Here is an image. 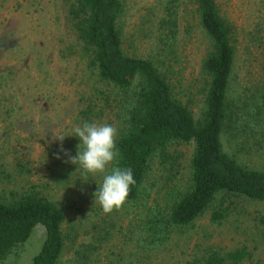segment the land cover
Wrapping results in <instances>:
<instances>
[{
	"label": "rangeland",
	"instance_id": "rangeland-1",
	"mask_svg": "<svg viewBox=\"0 0 264 264\" xmlns=\"http://www.w3.org/2000/svg\"><path fill=\"white\" fill-rule=\"evenodd\" d=\"M121 1L122 49L151 58L170 81L174 97L197 118L207 83L201 60L209 41L191 0L178 1L171 49L160 48L158 42L162 31L157 21L166 0ZM215 3L235 36L227 98L238 101L247 89L264 87V0ZM107 89L70 28L65 0H0V197L35 190L63 209L67 235L57 264H183L211 250L220 255L242 250L237 261L225 257V264H264V199L217 193L190 223L173 228L164 245L145 250L136 243L135 216L121 208L105 214L95 203L93 193L102 175L90 174L82 181L80 173L73 175L77 181L56 180L55 174L62 172L56 154H63L60 142L49 143L52 131L66 134L64 146L77 126V110L87 102L102 106L104 97H111ZM95 122L118 127L116 115L105 107ZM239 142L238 137L227 141L222 136L223 149L238 161L264 167V140L259 147L250 142L243 149ZM169 148L177 154L179 170L167 180L168 172L153 164L147 181L154 183L151 195L160 202L167 187L186 184L192 142H174ZM217 209H224L223 216L211 220ZM43 238L44 228L36 223L0 264H29Z\"/></svg>",
	"mask_w": 264,
	"mask_h": 264
},
{
	"label": "trees",
	"instance_id": "trees-1",
	"mask_svg": "<svg viewBox=\"0 0 264 264\" xmlns=\"http://www.w3.org/2000/svg\"><path fill=\"white\" fill-rule=\"evenodd\" d=\"M179 0H166L158 26L159 47L171 49L178 28ZM70 28L96 69L98 78L108 86L109 96L102 106L90 102L76 113L77 126L95 122L103 108L118 119L116 147L120 156L111 167L132 169L135 185L130 186L122 211L138 221L137 245L153 250L164 245L176 226L190 223L207 209L217 193H232L252 199H264V167L256 168L238 161L223 149L227 141L238 137L239 148L264 140V87H251L238 101L227 98L229 79L235 64L234 32L218 13L215 0H191L198 23L209 41L201 60L207 76L204 104L197 118L172 93L171 83L149 57L128 54L122 49L119 17L121 0H65ZM259 134L256 138L255 135ZM174 142H192L188 175L184 186H170L164 201L151 195L147 184L153 164L168 172L167 180L179 170ZM79 138L71 135L63 149L75 156L82 150ZM60 149V148H58ZM59 158L61 173L57 181H72L81 173L76 165ZM77 167V168H76ZM64 169V170H63ZM60 172V171H59ZM224 209L212 210L217 220ZM65 212L53 200L35 190H16L9 198L0 197V259L21 244L34 225L44 228V238L29 264H57L63 251ZM242 250L220 255L218 251L186 260L183 264H225V257L237 261Z\"/></svg>",
	"mask_w": 264,
	"mask_h": 264
},
{
	"label": "clouds",
	"instance_id": "clouds-1",
	"mask_svg": "<svg viewBox=\"0 0 264 264\" xmlns=\"http://www.w3.org/2000/svg\"><path fill=\"white\" fill-rule=\"evenodd\" d=\"M72 133L79 138L78 146L82 145V150L77 151L75 156L68 155L67 150L63 149L62 142L66 134L60 130L52 131L49 143L60 142V151L68 156L66 162L82 170V181H87L90 174L102 175V182L93 193L95 203L100 205L105 214L119 210L126 202L130 186L135 185L136 181L129 167L114 166L109 170V166L120 156L116 147L118 129L108 123L85 121L75 126ZM56 158H60L59 153Z\"/></svg>",
	"mask_w": 264,
	"mask_h": 264
}]
</instances>
